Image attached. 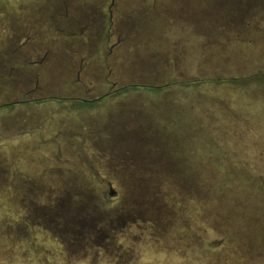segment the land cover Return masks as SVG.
<instances>
[{
    "label": "rangeland",
    "instance_id": "rangeland-1",
    "mask_svg": "<svg viewBox=\"0 0 264 264\" xmlns=\"http://www.w3.org/2000/svg\"><path fill=\"white\" fill-rule=\"evenodd\" d=\"M179 1L0 0V65L21 66L19 33L53 57L29 82L0 69V264H201L182 250L209 226L224 264H264V190L234 165L264 175V84L134 88L198 79L199 44L166 41ZM245 1L227 77L264 72V0Z\"/></svg>",
    "mask_w": 264,
    "mask_h": 264
},
{
    "label": "crops",
    "instance_id": "crops-1",
    "mask_svg": "<svg viewBox=\"0 0 264 264\" xmlns=\"http://www.w3.org/2000/svg\"><path fill=\"white\" fill-rule=\"evenodd\" d=\"M217 1L218 0H191V2H187L186 0L185 2L179 1L173 6L172 11L166 16L167 20L169 18L167 28L165 30L166 41H171L172 44H176L177 42L184 40L188 43L195 41L199 44V58L194 64L196 65V71H199L200 67L205 66L207 62L216 61L217 54L215 53L213 45L218 39V32L220 31L219 22L224 15L222 12L223 4L220 3V0L216 3ZM216 4L219 12H217ZM204 20L207 21V24H210V29L209 26L204 23ZM122 42L123 39L118 38L117 44H113V46H119ZM169 51L170 53H167L168 55H165V58H163V65L165 68H172V71H175L176 75L179 72L178 69H176L179 64L176 61L178 56L175 53V45L169 47ZM13 53L20 56L21 66L19 67H22L21 71L24 73L26 72L28 78L29 76H32L31 79L26 78L24 80H19V82H29L34 80L33 77L36 75L34 73L35 70L40 71L43 67H45V65L49 64L50 66L52 64L50 62L53 57L50 55L49 51L45 48L40 49L39 47L32 46L30 39L21 33H19L18 43H16ZM19 67L17 68V63L0 65V69L8 75L6 78L7 80H13V77L19 78ZM81 73H83V70ZM180 80L181 79L175 77L172 81ZM30 87L31 95H35L33 93L37 92L38 88L34 87L33 83ZM111 92L112 91H110L108 95ZM32 100L36 99L32 98ZM23 103H25V101ZM208 234H210V232Z\"/></svg>",
    "mask_w": 264,
    "mask_h": 264
},
{
    "label": "trees",
    "instance_id": "trees-1",
    "mask_svg": "<svg viewBox=\"0 0 264 264\" xmlns=\"http://www.w3.org/2000/svg\"><path fill=\"white\" fill-rule=\"evenodd\" d=\"M227 0V1H220V3L223 4V7L225 6L226 13H224L223 17L221 18L220 27H223L227 24L229 26H233L237 31H242L243 27H248V23L250 22L249 19H247L248 11L255 9L252 6H247L249 3H246L245 0ZM220 30V29H219ZM239 35V32H238ZM236 36V40L239 41V36ZM225 40V34L222 32H218V39L216 40L214 44V48L218 50L219 45H221ZM219 51V50H218ZM217 54L216 61H209L205 64V66L200 67L199 71L197 70L199 77L196 80L187 82V81H172L168 85L159 86V87H134V88H144L149 91H157L162 92L165 90H168L174 85H183L181 87H184L185 89H191V88H199V87H213V88H226V87H237V88H247L250 85H259L264 84V72L260 73H254L248 76L243 77H227V75H222L219 71L221 67L226 66V57L223 56L220 52L215 51ZM169 87V88H168ZM168 88V89H167ZM127 90V87L120 88L116 91V94H123ZM114 92V91H112ZM111 92V93H112ZM110 93V94H111ZM234 164L236 166V169L239 173H246L248 175L249 180L252 182L254 181L255 184H257V187L259 191L262 193L264 190V175H252L249 172H245L246 166L244 164ZM245 169V170H244ZM243 170V171H242ZM240 177V176H239ZM235 178L238 180V178ZM198 208V207H197ZM199 209V208H198ZM206 235L210 232L212 234L220 236L219 239H210V240H199L198 243H194V245H191L192 243H186L184 245V249L182 250V254L187 257V255L192 251L193 253L197 254V261L201 264H224L222 258L220 257L222 253L227 250L231 249L232 247H228L225 245L224 240L221 236V234L213 227L209 226L205 229ZM91 234L97 233L95 230L89 231ZM79 234V233H76ZM98 234V233H97ZM223 256V255H222ZM195 259V257H194Z\"/></svg>",
    "mask_w": 264,
    "mask_h": 264
},
{
    "label": "water",
    "instance_id": "water-1",
    "mask_svg": "<svg viewBox=\"0 0 264 264\" xmlns=\"http://www.w3.org/2000/svg\"><path fill=\"white\" fill-rule=\"evenodd\" d=\"M108 185H109V184H108ZM109 195H110V196H113V195H114V192L112 191L110 185H109Z\"/></svg>",
    "mask_w": 264,
    "mask_h": 264
},
{
    "label": "flooded vegetation",
    "instance_id": "flooded-vegetation-1",
    "mask_svg": "<svg viewBox=\"0 0 264 264\" xmlns=\"http://www.w3.org/2000/svg\"><path fill=\"white\" fill-rule=\"evenodd\" d=\"M117 44V42L114 43V45Z\"/></svg>",
    "mask_w": 264,
    "mask_h": 264
}]
</instances>
